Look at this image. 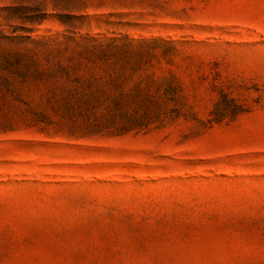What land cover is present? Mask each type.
<instances>
[{
    "label": "rangeland",
    "instance_id": "374dc122",
    "mask_svg": "<svg viewBox=\"0 0 264 264\" xmlns=\"http://www.w3.org/2000/svg\"><path fill=\"white\" fill-rule=\"evenodd\" d=\"M4 57L0 264H264V0H0Z\"/></svg>",
    "mask_w": 264,
    "mask_h": 264
},
{
    "label": "trees",
    "instance_id": "16d2710c",
    "mask_svg": "<svg viewBox=\"0 0 264 264\" xmlns=\"http://www.w3.org/2000/svg\"><path fill=\"white\" fill-rule=\"evenodd\" d=\"M78 48H80L82 51L95 52L98 47L91 46L87 48L78 46ZM19 65V59L10 60L6 57L0 59V90L3 92V94H8L11 92L19 93L18 87L14 83L13 77V75H17L18 73L19 75L21 74V69L18 67ZM12 70L13 72H11ZM3 72L4 74H2Z\"/></svg>",
    "mask_w": 264,
    "mask_h": 264
}]
</instances>
